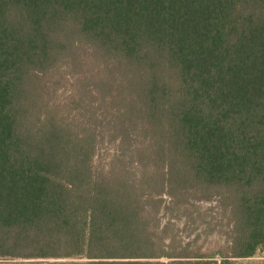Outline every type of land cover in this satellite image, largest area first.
<instances>
[{
    "label": "trees",
    "instance_id": "trees-1",
    "mask_svg": "<svg viewBox=\"0 0 264 264\" xmlns=\"http://www.w3.org/2000/svg\"><path fill=\"white\" fill-rule=\"evenodd\" d=\"M0 264H264V0H0Z\"/></svg>",
    "mask_w": 264,
    "mask_h": 264
},
{
    "label": "rangeland",
    "instance_id": "rangeland-1",
    "mask_svg": "<svg viewBox=\"0 0 264 264\" xmlns=\"http://www.w3.org/2000/svg\"><path fill=\"white\" fill-rule=\"evenodd\" d=\"M59 94L60 96H63L64 91L60 89ZM112 152H113V148L111 145L103 144L97 149L96 154H95V160L100 158L103 162H105L108 160L109 155ZM213 205H214V202L200 203V206H202L201 208L213 207ZM167 218H168L167 214H164V213L161 214V221H165ZM212 221L214 223L213 229L208 233L207 236H206V232H204L202 228V225H199L200 228H198L197 231L200 233V235L196 241V244H197L196 247H199V248L195 250L197 253H205V254L210 255L219 248L224 249V247H226L227 245V242H226L227 236H226V233L224 232V230L226 231L228 227L227 221L222 219L221 222L219 223L218 219L216 221L215 218H213ZM176 224L181 229L180 236H179L180 241L185 243L186 241H189L193 238V236L195 235L194 232L189 233L187 235L186 234L187 231L183 229L184 227L183 219H177ZM216 259H219V258H216ZM261 259L262 257L260 255L249 258L250 261H258ZM159 260L167 261L168 258L161 257L159 258Z\"/></svg>",
    "mask_w": 264,
    "mask_h": 264
}]
</instances>
